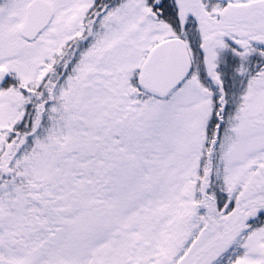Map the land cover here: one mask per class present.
I'll return each mask as SVG.
<instances>
[{
	"label": "snow or ice",
	"instance_id": "snow-or-ice-1",
	"mask_svg": "<svg viewBox=\"0 0 264 264\" xmlns=\"http://www.w3.org/2000/svg\"><path fill=\"white\" fill-rule=\"evenodd\" d=\"M0 264H264V0H0Z\"/></svg>",
	"mask_w": 264,
	"mask_h": 264
}]
</instances>
